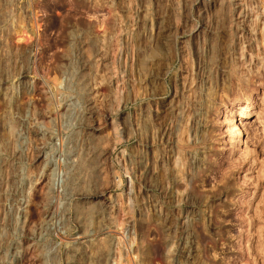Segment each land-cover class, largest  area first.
<instances>
[{
    "label": "rangeland",
    "instance_id": "1",
    "mask_svg": "<svg viewBox=\"0 0 264 264\" xmlns=\"http://www.w3.org/2000/svg\"><path fill=\"white\" fill-rule=\"evenodd\" d=\"M0 10V264H264V0Z\"/></svg>",
    "mask_w": 264,
    "mask_h": 264
},
{
    "label": "bare ground",
    "instance_id": "2",
    "mask_svg": "<svg viewBox=\"0 0 264 264\" xmlns=\"http://www.w3.org/2000/svg\"><path fill=\"white\" fill-rule=\"evenodd\" d=\"M1 11V10H0ZM1 28V27H0ZM245 115V114H244ZM25 123V122H24ZM230 129V128H229ZM242 128H240L238 125H234L232 126L231 130V141L233 142V144L235 145V147H239L242 143H243V136H244V132L241 130ZM229 130V131H230ZM243 145V144H242ZM77 154V153H76ZM85 155V153H84ZM78 154L75 156L77 157ZM74 155H69V160H70V166L74 168L75 172H74V178L76 177L78 170H80V162L78 163L77 160L75 159ZM81 157V156H80ZM84 157V156H83ZM83 157H81V161L84 159ZM79 161V160H78ZM84 167V166H83ZM81 166V168H83ZM82 170V169H81ZM80 170V172H81ZM78 177V176H77ZM76 179V178H75ZM74 180V179H73ZM15 249V248H14ZM183 253H185V257H189L188 255H190L191 249L189 250V248H186L184 251H182ZM187 261V260H186Z\"/></svg>",
    "mask_w": 264,
    "mask_h": 264
}]
</instances>
